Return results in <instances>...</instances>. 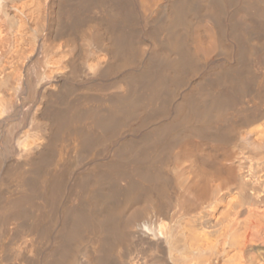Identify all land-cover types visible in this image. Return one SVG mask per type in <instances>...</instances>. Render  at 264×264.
Returning a JSON list of instances; mask_svg holds the SVG:
<instances>
[{"label": "bare ground", "instance_id": "bare-ground-1", "mask_svg": "<svg viewBox=\"0 0 264 264\" xmlns=\"http://www.w3.org/2000/svg\"><path fill=\"white\" fill-rule=\"evenodd\" d=\"M0 264H264V0H0Z\"/></svg>", "mask_w": 264, "mask_h": 264}]
</instances>
